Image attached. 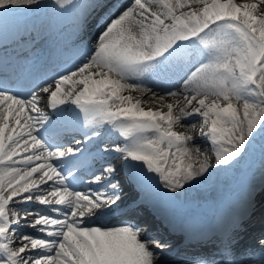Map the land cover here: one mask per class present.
Returning <instances> with one entry per match:
<instances>
[{"label": "snow or ice", "instance_id": "snow-or-ice-1", "mask_svg": "<svg viewBox=\"0 0 264 264\" xmlns=\"http://www.w3.org/2000/svg\"><path fill=\"white\" fill-rule=\"evenodd\" d=\"M68 6L86 11L81 29L97 15L81 62L37 84L0 76V264H163L172 245L152 237L154 225L125 197L120 172L180 194L257 152L259 183L247 189L242 211L186 264H264V237L237 260L249 225L264 226V0H0V25L17 9ZM152 79L172 86L156 91L145 83ZM131 93L160 104L145 108ZM193 117L214 163L194 159L192 137L175 130L194 128ZM67 125L82 133L81 147L60 142ZM104 154L120 168L78 175Z\"/></svg>", "mask_w": 264, "mask_h": 264}, {"label": "bare ground", "instance_id": "bare-ground-1", "mask_svg": "<svg viewBox=\"0 0 264 264\" xmlns=\"http://www.w3.org/2000/svg\"><path fill=\"white\" fill-rule=\"evenodd\" d=\"M125 2H127V0ZM238 2H240V0H238ZM54 13H55V10L51 9V8H44V9L39 10V11L30 10V9H17V10H14V14L9 16V17L10 18H18L17 19L18 22L21 21L22 23L24 21L30 22V25H33V27L30 28L29 33L34 35L36 38L42 40V37L44 36V31H45L46 27L48 26V22L53 21L52 17H50V15H52ZM95 32H96V28L93 30V33L83 32V34L87 35L89 37V40H94ZM78 42H79V39L74 43V45L77 44ZM83 46H84V44L83 45L78 44V47H80L77 50L79 59L76 61L75 65L79 64L81 62V59L83 58L81 56ZM61 48H63V47H61ZM145 83L148 86L152 87L156 91H163L164 89L170 88L172 86L171 84L165 82L162 79H152L151 81L146 80ZM124 94L129 95V93H124ZM131 95H133L134 98H136V99H140L145 108H147V107L156 108L160 104V102L158 100L148 99L147 98L148 94L131 93ZM168 102H172V101H168ZM41 105H42V108L46 109L47 111L50 110V108L43 107L44 101H41ZM188 111H191V109H188ZM190 120L196 121L194 128L177 127L175 130L177 132L183 133L185 135H190L192 137V140L189 141V146L192 147L193 145H195L200 150V155H199V157H197L196 156V148L195 147L192 148L194 159L203 160L204 157L207 156L208 162L214 163L213 155L211 152V145L206 139H204L201 136V133H200V130L202 127L201 123L199 122L200 118L199 117H193V118H190ZM190 120H182L181 123L182 124H188L190 122ZM73 136L74 135H67V133H64L61 136L60 142L63 140L70 142V141H72ZM107 141L108 140L105 139V142H107ZM117 165L120 166V161L117 162ZM210 171H211V169H210ZM215 176L222 177V176H225V173L214 172L213 175H211L210 177L212 179H214ZM229 177H233V176L230 175ZM241 187H239V188H241ZM162 188H163V186H162ZM203 191H206V188H203L202 192ZM243 191H245V189H243ZM172 195H178V194L172 193ZM167 197L169 198V196H167ZM174 197H177V196H174ZM243 201H240L237 204V207L235 209L237 211L236 213L242 211ZM34 206L35 207H41L39 205H34ZM201 206H209V204L204 203ZM29 218H31V217H29ZM232 218H233V216H232ZM232 218H227L225 224L222 226L217 222V219L214 218L213 216H202L201 215V216H198L197 218H192L190 220L184 221L183 225H182V231L185 235L189 236L190 238H199L200 239V241L195 244L196 245L195 247H200L201 244H206L210 248L212 245H211L209 238L218 235L221 231H223L225 228H227L230 221L232 220ZM260 228H261V223L257 219V220H254L249 225L248 231L242 234V239H241V242L239 245V251L237 253V260L238 261L246 258L244 256V249H248L249 251H253V250H256L258 248L256 237L261 232L264 233V231H261ZM22 231L27 232V233H33V229H31V228H24V229H22ZM210 233H213V236H208ZM176 234H179V233H176ZM152 237H153V234H152ZM183 244H184V242L181 241L179 243V246H177V249H175L173 247L164 249L166 251H163V255L160 257V259L165 261V264H186L184 262L187 261V259H189V257L192 254H190L189 257H185V259H183V258H180L179 260L177 259L178 253L185 252V251H186L185 254L189 253L188 250L182 251L180 246L182 247ZM157 251H159V250L157 249Z\"/></svg>", "mask_w": 264, "mask_h": 264}]
</instances>
